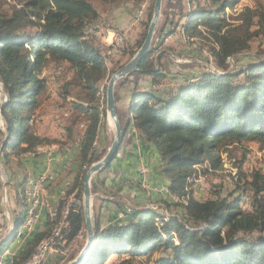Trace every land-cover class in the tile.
Here are the masks:
<instances>
[{
    "label": "trees",
    "instance_id": "obj_1",
    "mask_svg": "<svg viewBox=\"0 0 264 264\" xmlns=\"http://www.w3.org/2000/svg\"><path fill=\"white\" fill-rule=\"evenodd\" d=\"M202 1L208 5L188 0L194 7L179 15L183 23L178 25L188 36L211 42L216 66L226 70L229 58L249 51L250 41L264 34V3L243 8L233 24L225 9L233 8L236 0ZM10 7L5 12L0 5V84L6 95L1 115L8 135L1 146L5 133L0 129L2 168L22 153L56 142L35 135L29 124L40 95L46 91L40 77L45 67L66 64L72 73L66 86L74 83L84 93V97L76 95L69 103L67 138L72 139L77 119H84V128L79 130L76 141L75 176L57 204L59 210L68 195L75 192L82 197L85 172L102 156L94 144L105 122V98L100 105L97 95L107 66L97 41L85 33L98 14L91 0H16ZM164 22L162 33L172 34L174 20L166 17ZM252 26L257 29L251 30ZM161 43L159 40L150 48L138 69L120 86L134 74L150 77L151 82L165 76L160 65L155 67L153 63V54ZM133 54L134 51L129 57ZM163 54L159 53L155 60L161 62ZM240 76L243 80L236 82L234 79ZM138 84L139 78L133 83L128 112L132 114L133 127L159 155L161 174L168 179V193L161 194V199L176 205L177 214L166 217L149 208L124 211V219L105 228L96 221L95 248L84 264H115L116 258L120 260L116 264H136L143 261L142 257L149 264H264V173L254 171L250 181L245 182L251 193L250 210L241 207L239 197L199 200L188 191L189 180L197 172L194 165L207 163L209 168L218 169L222 166L221 153L244 142L264 148V60L255 59L221 75L202 72L192 81L176 85L165 97L151 88H139ZM118 117L124 136L129 122L123 124L119 113ZM27 179L23 178L21 194ZM170 196L181 200L173 201ZM21 199L15 211V230L23 226L26 214L23 195ZM68 222L67 239L71 240L85 226L82 206L68 215ZM54 223L52 219L48 221L47 234L44 231L31 235L9 264H24ZM10 240L11 237L0 243V252ZM158 250L162 254L153 257ZM113 254L116 258L108 262Z\"/></svg>",
    "mask_w": 264,
    "mask_h": 264
},
{
    "label": "rangeland",
    "instance_id": "obj_2",
    "mask_svg": "<svg viewBox=\"0 0 264 264\" xmlns=\"http://www.w3.org/2000/svg\"><path fill=\"white\" fill-rule=\"evenodd\" d=\"M91 2L96 9L98 16L86 27L85 33L88 37H93L97 41L98 46L100 47L101 51H103L102 54L107 66L105 78L98 83V102L100 103V105H102V101L105 98V91L109 78L117 69H119L122 65H124L131 59V57L137 52L144 40L149 22L152 17L154 0H144L140 3H136L131 0H118L113 3H104L99 0H91ZM257 2L264 3V0H236V4L233 8L225 9V14L231 21L230 23L235 24V22L233 21H236L238 16L237 14L245 7H254ZM15 3L16 0H0L1 9L5 12H8L11 8L10 6ZM200 3L205 7L208 5L202 0H200ZM193 7L194 6H190L188 0H163L161 16L155 28L150 48L157 45V42L159 40L163 41V43L158 46L157 50L153 54V63L155 67H159L160 65V68H162L165 76L151 82L150 77L134 74L129 78L128 81L126 80V83L130 82L131 85H133L134 81L139 78V88L148 87L156 92H165L169 90L170 93L171 91H174L176 85L192 81L194 77L198 76L202 72L221 75L227 71H231L234 69L238 70L242 68L246 63L254 61L255 59L264 60V34L260 33L250 41L249 51L238 53L234 57L229 58L227 61L228 67L226 68V70L218 68L213 57L211 56V49L213 48L211 42L209 43L206 40L198 39L196 37H190L188 36V34H185L183 32V29L179 26L180 23H183L182 18L179 21V15H181L182 12L189 11ZM148 9L150 12L149 14L151 15L150 18L149 16H147ZM170 11L171 15H168ZM124 12L127 13V16H130V22L135 21V26H133L134 24L128 23V27L121 26V28L115 25L116 23H114L113 20L118 21L120 17L119 15H116ZM111 15L112 20L110 19ZM166 17H170L175 22V27H172L174 28L173 33L167 36L162 33V28L165 27L164 20ZM255 29H257L256 26L251 27V30ZM104 32L106 34L109 33L110 36H108L111 37V42H105V36L103 35ZM139 41L140 44L137 45V42ZM108 51H110V53H108ZM132 51H134V54L129 57V54ZM161 52L164 53V56L162 55L163 58L161 62H157V60H155V56H157ZM40 77L44 79L46 91L44 92V94L40 95L39 105L31 113L29 124L31 125L34 134L40 137H42V124L44 121L53 120L57 124V128L62 126V128L65 129V131H63V142L66 141L65 144H61L63 147L62 149L66 153H71V150H69L68 152L65 150V148L71 147L76 137L79 136L80 133L78 124L82 123L84 119H77L75 121V126L73 128V137L72 139H68V131L66 130V128L70 126L71 122V110L69 108V103L71 99L77 97L76 95L84 97V93L80 88L76 87L74 83H72L71 87L66 86V83L70 82V79L72 77L71 70L68 69L66 64H49L44 68L43 74L42 76L40 75ZM125 79L126 78H123L116 83V90L119 91L120 84ZM234 80L236 82H241L243 78L240 76L238 78H235ZM144 82L146 83L145 85L143 84ZM67 91H70V93H68ZM85 99L86 98H84L83 100ZM4 101V94L0 91V105ZM31 118H35L36 120L34 122H31ZM3 124L4 120L2 116H0V126L2 127V130ZM35 124H38V126L35 127ZM3 131L5 133V129ZM113 137L114 127L113 125H110L105 110V122L103 125V130L99 135V147H96L94 145L96 151L100 154L102 153L101 158L107 152L113 140ZM1 138L2 136H0V139ZM58 140L59 142H61V139ZM244 150H246V153H244ZM221 159L222 166L215 170L209 168L207 163L194 165V168L197 170V172L194 177L189 180L188 191H190L194 198L199 200L216 198H228L229 200H231L234 197H239L241 207L244 210H250L251 193L249 192V187L245 186V182L250 181L251 174L254 171L259 170L264 173V148H260L256 143L244 142L242 146L234 145L229 147L227 151H225V153L222 152ZM1 165L2 163H0V218H10L11 213L9 209L11 207V202H13L11 198V195H13V188L8 186L6 190V185L3 186V183H5V180L7 181L10 178L11 180H14V171L16 172L19 170L15 166L14 160H10V162L5 165V169L2 168ZM67 167L65 168V170H68V172L71 171ZM19 179L20 178L18 177L17 181ZM2 186L5 188L2 189ZM66 190L68 189H64L65 192ZM165 192H167L166 187ZM173 199V201L176 202L181 200L174 197ZM161 203L162 206H160V209H162V216H175L177 214L176 205L164 203L163 201H161ZM4 209H7L8 215L5 214ZM155 219L158 223V219ZM48 232L49 231H47L46 234ZM173 240L175 241V243H177L175 237L173 238ZM84 244L85 234L84 238L76 239V241L71 242V247H69L68 244L64 246L62 250H64L67 254L68 259L66 262L60 263L61 260L59 257L61 256L60 253H57L58 260L56 261L55 259V262L52 264H64L71 261L80 253V251L82 250V248L80 249V247L82 245L84 246ZM37 245L38 243H36L33 252L36 250ZM161 254L162 253L158 250L153 253V257H155L154 255ZM113 258H116V254L111 255L108 262ZM141 260L143 261L136 262V264H149L148 262L144 261L145 257H142ZM119 261L120 260L117 258L114 259L115 264Z\"/></svg>",
    "mask_w": 264,
    "mask_h": 264
},
{
    "label": "crops",
    "instance_id": "obj_3",
    "mask_svg": "<svg viewBox=\"0 0 264 264\" xmlns=\"http://www.w3.org/2000/svg\"><path fill=\"white\" fill-rule=\"evenodd\" d=\"M118 15L120 16L118 21L113 20L116 26L128 27V23L134 24L133 26H135V21L130 22V16H127L126 12L119 13L116 16ZM110 19L112 20V15ZM103 35L105 36V42H111L109 33L106 34L104 32ZM145 82L143 83L144 85L146 84ZM132 88L133 85L128 82L121 85L119 91L116 90L117 113L121 116L122 123L124 124L128 121L129 126L111 165L97 172L91 180L93 223L95 226L97 221L101 228H105L112 223L124 219V211L128 212L130 210L150 208L161 213V194L164 193L160 194L155 192L153 188L161 186L166 187L168 185V179L161 174L160 158L155 148L150 143L145 142L140 133L133 127L132 114L128 112V106L132 98ZM157 92L163 97L169 94V90ZM35 120L34 118L33 122ZM38 124H35V127H37ZM78 127L79 130L82 131L84 124L80 123ZM0 129L2 130L1 126ZM102 130L103 127L100 133ZM63 131H65V129H63L62 126L57 128V124L53 120L44 121L42 124L41 136L50 140H55L56 142L39 145L34 150L24 154L22 153L18 158L11 159L14 160L15 166L19 171H14V180L10 178L3 183V186L6 185V190L8 186L13 188V195H11L13 202H11V207L9 209L11 213L10 218H0V243L11 237L8 247L0 252V264H9L12 257L22 250L30 240L31 235L44 231L47 232L49 228L48 221H50V219L48 218V209H46L35 231L30 232L29 236H22L26 228L22 229L21 225L15 230V211L19 207L20 202H22L21 183L23 178L26 177V179H29L41 173L49 175L47 199L51 204H54V206L61 200V192L72 185L75 170L78 166V163L74 161L78 149L76 145L75 152L66 153L63 151L61 144L66 143V141L63 142ZM58 139H61V142H59ZM3 140L4 139H2V141ZM94 145L99 147V136ZM66 167L71 171L68 172V170H65ZM18 177L20 179L17 181ZM145 185H148V188H146ZM3 186L2 189L5 188ZM26 204L25 201V207ZM4 211L5 214L8 215L7 209H4ZM82 230L85 232V226ZM57 255V253L50 255L47 263L52 264L55 262V259L57 261ZM154 256L157 258L159 255Z\"/></svg>",
    "mask_w": 264,
    "mask_h": 264
},
{
    "label": "water",
    "instance_id": "obj_4",
    "mask_svg": "<svg viewBox=\"0 0 264 264\" xmlns=\"http://www.w3.org/2000/svg\"><path fill=\"white\" fill-rule=\"evenodd\" d=\"M162 2L163 0H154L152 17L149 22L144 40L141 46L139 47V49L137 50V52L131 57L129 61H127L124 65H122L119 69H117L108 80L105 91V99H106L105 110H106L107 118L113 122L114 137L104 156L101 159L93 162L85 172L83 179V194H82V210H83L84 223H85V244L82 250L80 251V253L74 259L64 264H84L88 259V257L90 256V253L95 248L94 223L92 217L91 180L92 177L97 172L101 171L112 162L123 138V130L121 123L119 121L117 108H116L115 85L119 80L126 78L131 72L137 70L139 63L142 61V59L147 55L148 51L150 50L155 28L161 16ZM0 91L4 94V99L6 101V95L2 90L1 84H0ZM5 101L2 102L0 105V116H2L1 108L4 105ZM4 129L5 127L3 124V130ZM7 137L8 135L5 134L1 146L7 140Z\"/></svg>",
    "mask_w": 264,
    "mask_h": 264
},
{
    "label": "built area",
    "instance_id": "obj_5",
    "mask_svg": "<svg viewBox=\"0 0 264 264\" xmlns=\"http://www.w3.org/2000/svg\"><path fill=\"white\" fill-rule=\"evenodd\" d=\"M108 53H110V51H108ZM76 141L77 137L71 147H66L65 150L68 152L69 150H71V152H75ZM49 179L50 177L46 173H41L31 177V182L27 188L28 224L22 236H29L30 232L35 231L46 209H56V206L51 204L47 199V184ZM145 187L148 188V185H145ZM153 190L158 193H165V186L154 187ZM63 192L65 191L63 190L61 192V197H63ZM65 204L67 205V212L62 222V228L60 229L59 234L55 239H48L47 244L40 249V252L31 260H28L26 264H46L49 256L56 253H60V263L66 262L68 258L66 252L62 250L64 246L68 244L69 247H71V242L76 241V239L84 238V232L81 230L71 240L67 239V230L69 228L68 215L71 212H76L79 207H76V197L65 199Z\"/></svg>",
    "mask_w": 264,
    "mask_h": 264
},
{
    "label": "bare ground",
    "instance_id": "obj_6",
    "mask_svg": "<svg viewBox=\"0 0 264 264\" xmlns=\"http://www.w3.org/2000/svg\"><path fill=\"white\" fill-rule=\"evenodd\" d=\"M34 118H32V122H33ZM110 125H113V122L109 119ZM31 182V178H29L26 181L25 184V188H24V199L27 203V208H26V214H25V219H24V223L22 226V229H25L27 227L28 224V190L27 188L29 187V184ZM63 196H64V192H63ZM70 197H76V207H80L82 206V199L77 197L75 195V193H72L70 195H68L66 197V199H70ZM56 209H48V217L52 220H54V225L51 228V231L49 233L48 236H46L45 238H43L37 245L36 250L33 252V254L30 256V258L28 260H31L32 258H34L39 252L40 249L47 244L48 239H55L57 237V235L59 234L60 229L62 228V222L66 216V212H67V205L65 204V200L64 203L62 205V207L58 210L57 204L55 205ZM168 217V216H167ZM159 221V220H157ZM27 260V261H28ZM27 261L24 262V264L27 263Z\"/></svg>",
    "mask_w": 264,
    "mask_h": 264
}]
</instances>
